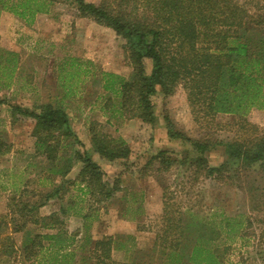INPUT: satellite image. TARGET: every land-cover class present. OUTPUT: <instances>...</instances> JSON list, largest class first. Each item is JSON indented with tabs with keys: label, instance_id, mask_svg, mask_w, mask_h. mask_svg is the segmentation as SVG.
Wrapping results in <instances>:
<instances>
[{
	"label": "rangeland",
	"instance_id": "374dc122",
	"mask_svg": "<svg viewBox=\"0 0 264 264\" xmlns=\"http://www.w3.org/2000/svg\"><path fill=\"white\" fill-rule=\"evenodd\" d=\"M248 3L249 13L257 15L255 6ZM37 16L27 24L10 12L0 11V38L5 39L10 49L0 47V51L18 56V69L10 88L0 89V100L5 101L0 105V139L9 149L0 157V217H4L8 225L4 235L11 236L16 246L20 243L23 232L13 233L12 229L23 221L12 207V199H16L22 189L29 191L25 200L34 204L52 189L42 180L44 177L51 175L55 186L60 184V179L48 171L47 155L36 148L32 134L35 122L19 115L12 119L11 107L38 111L37 107L44 103L61 104L69 114L74 134L83 144L63 149L62 146L70 145L72 140L59 139V156L74 162L65 179L71 182L76 179L82 167L77 155L87 151L100 166L104 179L120 189L112 199L100 204L85 195L84 186L76 182L64 186L62 199L50 200L38 210L39 217H49L59 215L62 207L68 209L65 216H60L61 228L76 234L77 244L73 249L88 232L92 240L108 236L118 241L119 249L112 252L111 264H166L162 252L157 247L151 248L156 235L162 236L166 227L162 217L167 211L183 223L195 222L191 214L198 221L216 226L221 231L216 245L221 249L230 247L227 252L230 264H264V167L256 165L250 169L240 162H228L224 148L213 147L205 153L208 164L211 167L228 165L223 181L218 182L202 176L196 178L185 161L195 156L188 141L229 143L242 137L237 119L219 115L211 125L195 123L182 88H177L168 98L159 92L152 97L158 122L155 125L122 117L120 96L103 89L102 75L130 78L132 67L123 48L124 40L90 19L79 18L76 8L69 3L53 5L48 14ZM70 59L78 61L80 77L66 82L75 94L65 98L66 89L60 79L64 71L75 72L76 68L69 67ZM145 64L149 74L150 61L146 60ZM164 117L169 119L173 131L186 140L167 135ZM247 119L264 130V110L250 111ZM91 127L110 139L123 140L130 150L128 157L107 161L93 154ZM57 140L50 138L46 144L53 146ZM161 151L177 160L167 172L159 170L156 162L150 165V158ZM53 164L62 169V164ZM224 220H228L229 229L236 228L238 237L228 234ZM33 225L27 220L25 229L50 232ZM89 247L86 243L84 250L88 251ZM84 250L75 254L76 264H81L78 261L86 254ZM17 253L21 255L20 251Z\"/></svg>",
	"mask_w": 264,
	"mask_h": 264
},
{
	"label": "trees",
	"instance_id": "16d2710c",
	"mask_svg": "<svg viewBox=\"0 0 264 264\" xmlns=\"http://www.w3.org/2000/svg\"><path fill=\"white\" fill-rule=\"evenodd\" d=\"M241 1L98 0L88 3L84 0H0V11L10 12L31 24L37 14H48L53 5L69 3L76 8L79 18L90 19L122 38L132 67L130 78L122 79L109 73L102 77L103 89L120 96V114L126 119L157 124L152 97L159 92L168 98L177 88L185 91L195 123L211 125L219 115L234 116L242 136L239 139H232L229 143L187 140L195 156L185 161L194 170L195 177L221 182L228 165L211 167L208 164L205 153L213 147H223L228 162H240L250 169L256 165L264 167V130H259L247 119L250 111L264 110V0ZM246 2L255 6L257 15L249 13ZM17 59L15 53L0 51V89L10 88L18 69ZM146 60L151 65L149 74ZM78 64L76 59H70L69 67L76 68L75 72L62 73L60 82L66 89L65 97L72 98L75 94L66 82L79 79ZM2 104L5 101L0 100ZM37 108L38 111H28L13 106L12 119L19 115L35 122L32 134L36 138V148L47 155L48 171L60 179V184L55 186V179L49 175L42 180L47 181L52 189L44 193L41 200L34 204L25 200L29 194L26 188L12 199V207L23 221L12 232L23 233L16 246L11 236L4 235L8 225L4 217H0V264H76L75 254L84 250L86 243L90 245L89 250H84L86 254L80 256L79 263L111 264L112 252L119 249L118 241L113 237L92 240L86 232L80 245L73 249L77 244L76 234H69L61 228L60 216H65L68 209L60 208L59 215L38 216V210L47 202L62 199L65 185L78 182L84 186L85 195L100 204L112 199L120 189L104 179L100 166L87 151L77 155L82 167L76 179L73 182L65 179L74 162L59 156V139L72 140L70 145L62 146L63 149L74 145L82 147L83 144L74 134L69 114L61 104L44 103ZM163 121L169 137L186 140L173 131L167 117ZM89 130L93 154L102 160H121L130 154L123 140L110 139L93 127ZM50 138H58L53 146L46 144ZM8 152V147L0 139V157ZM53 162L62 164V169L55 167ZM153 162L159 165V170L167 172L177 160L161 151L150 158V165ZM189 216L195 222L183 223L182 219H175L166 211L162 217L166 227L162 236L156 235L151 249L157 247L165 256L166 264H230L227 260L230 247L221 249L216 245L221 231L216 226L198 221L194 215ZM27 220L50 232L25 229ZM224 221L228 234L238 237L236 228L229 229L228 220ZM168 237L172 239L169 241Z\"/></svg>",
	"mask_w": 264,
	"mask_h": 264
},
{
	"label": "crops",
	"instance_id": "0c3cea01",
	"mask_svg": "<svg viewBox=\"0 0 264 264\" xmlns=\"http://www.w3.org/2000/svg\"><path fill=\"white\" fill-rule=\"evenodd\" d=\"M37 15H40V14H37ZM35 16V19H37L38 18V16ZM1 36V35H0ZM0 47L1 48H5V50H7V51H9L10 49L8 48V45H6V41H5V39L2 37V38H0ZM12 51V50H11ZM15 52H17V51H15ZM65 98H68V97H65Z\"/></svg>",
	"mask_w": 264,
	"mask_h": 264
}]
</instances>
